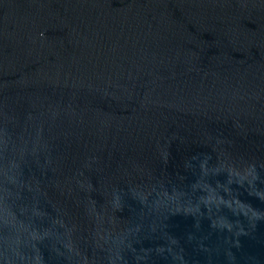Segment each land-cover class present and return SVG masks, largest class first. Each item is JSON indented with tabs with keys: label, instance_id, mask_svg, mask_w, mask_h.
I'll return each instance as SVG.
<instances>
[{
	"label": "water",
	"instance_id": "1",
	"mask_svg": "<svg viewBox=\"0 0 264 264\" xmlns=\"http://www.w3.org/2000/svg\"><path fill=\"white\" fill-rule=\"evenodd\" d=\"M0 264H264V0H0Z\"/></svg>",
	"mask_w": 264,
	"mask_h": 264
}]
</instances>
